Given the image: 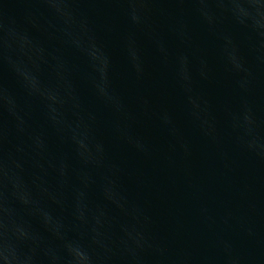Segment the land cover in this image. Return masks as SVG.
<instances>
[{
	"label": "water",
	"instance_id": "obj_1",
	"mask_svg": "<svg viewBox=\"0 0 264 264\" xmlns=\"http://www.w3.org/2000/svg\"><path fill=\"white\" fill-rule=\"evenodd\" d=\"M0 264H264V0H0Z\"/></svg>",
	"mask_w": 264,
	"mask_h": 264
}]
</instances>
